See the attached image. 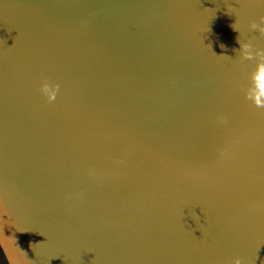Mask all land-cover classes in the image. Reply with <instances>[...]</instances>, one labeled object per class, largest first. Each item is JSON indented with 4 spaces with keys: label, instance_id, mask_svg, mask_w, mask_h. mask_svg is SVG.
<instances>
[{
    "label": "water",
    "instance_id": "obj_1",
    "mask_svg": "<svg viewBox=\"0 0 264 264\" xmlns=\"http://www.w3.org/2000/svg\"><path fill=\"white\" fill-rule=\"evenodd\" d=\"M261 17L0 0V264H264V108L234 51L264 50Z\"/></svg>",
    "mask_w": 264,
    "mask_h": 264
},
{
    "label": "clouds",
    "instance_id": "obj_2",
    "mask_svg": "<svg viewBox=\"0 0 264 264\" xmlns=\"http://www.w3.org/2000/svg\"><path fill=\"white\" fill-rule=\"evenodd\" d=\"M232 29L236 32L238 30L231 25ZM252 31H258L261 36H264V17L260 18V23L252 22L249 25ZM237 43L240 45L236 51L241 61L256 60L257 64L255 70L250 74L251 87L245 93V99L252 101V104L256 108H264V50L253 49L252 40L248 42H241L240 36L237 39ZM223 48L224 45H221ZM59 84L49 85L47 80L42 83L40 91L46 96L49 103L56 100L57 93L59 91ZM233 264H242L240 259H236Z\"/></svg>",
    "mask_w": 264,
    "mask_h": 264
}]
</instances>
